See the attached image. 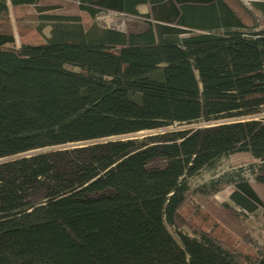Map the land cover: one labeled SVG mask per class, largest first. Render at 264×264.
I'll use <instances>...</instances> for the list:
<instances>
[{
    "label": "trees",
    "instance_id": "obj_1",
    "mask_svg": "<svg viewBox=\"0 0 264 264\" xmlns=\"http://www.w3.org/2000/svg\"><path fill=\"white\" fill-rule=\"evenodd\" d=\"M68 1L145 28L0 0V264H264L243 221L264 225V0ZM237 153L246 167L191 186Z\"/></svg>",
    "mask_w": 264,
    "mask_h": 264
},
{
    "label": "rangeland",
    "instance_id": "obj_2",
    "mask_svg": "<svg viewBox=\"0 0 264 264\" xmlns=\"http://www.w3.org/2000/svg\"><path fill=\"white\" fill-rule=\"evenodd\" d=\"M245 5L249 6L250 0H241ZM44 8H50L49 10H46L45 13H56V14H63V15H78L80 16L84 27L87 29L88 26L91 23H96L98 27L100 28H112L117 29L123 32H137L145 28V23L141 18L138 17H131V16H125L116 12L103 10L100 11L96 17L92 20L87 17L85 13H83L78 7L77 4L74 2H69L68 0H44L43 4ZM21 7V12L23 13H33L36 12L35 6L32 5H23ZM146 7H141V11H145ZM11 22L13 25V30L15 34V44L18 46L20 45V38L17 34V26L13 19V14L10 13ZM260 25L258 26V29L264 28V21L262 19H259ZM37 22H31V21H21L19 26L21 28H29V27H35L37 26ZM42 34L34 36L30 41L31 44L39 45L45 42V37L50 36L49 27L45 26L42 30ZM63 37H68L69 33H62ZM30 71V74L38 78L42 81L45 79L49 82L51 81L50 76L53 74V72L48 70H33V69H27ZM205 125L203 122L199 124H178L173 123L167 127H162L154 130H145L141 131L135 134H130L129 137L133 136H143L151 133L156 132H162L166 130H170L173 128H185V127H195L197 125ZM113 138H122V136H116ZM249 155L243 154V153H237L225 156L221 159H219L215 165L210 168L202 171L197 177L193 178L191 180V186L196 187L197 185L207 182L213 178H216L218 176H221L222 174L226 172L236 171L239 169V167L243 166L246 167L249 164ZM232 187L228 186L224 190L218 192L215 195V199L218 202L228 201L229 193L232 191ZM261 213L259 212L257 215L254 214H246L245 217H243L244 224L247 228L248 235L250 237V240L254 243L255 247H257L259 250H264V225L262 221L260 220ZM172 234L177 238L175 232L170 229Z\"/></svg>",
    "mask_w": 264,
    "mask_h": 264
},
{
    "label": "crops",
    "instance_id": "obj_3",
    "mask_svg": "<svg viewBox=\"0 0 264 264\" xmlns=\"http://www.w3.org/2000/svg\"><path fill=\"white\" fill-rule=\"evenodd\" d=\"M230 194V193H229Z\"/></svg>",
    "mask_w": 264,
    "mask_h": 264
}]
</instances>
